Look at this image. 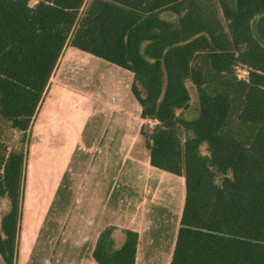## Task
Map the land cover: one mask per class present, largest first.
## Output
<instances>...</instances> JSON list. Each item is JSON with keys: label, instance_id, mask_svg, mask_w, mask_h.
Wrapping results in <instances>:
<instances>
[{"label": "trees", "instance_id": "16d2710c", "mask_svg": "<svg viewBox=\"0 0 264 264\" xmlns=\"http://www.w3.org/2000/svg\"><path fill=\"white\" fill-rule=\"evenodd\" d=\"M263 42L264 0H0V123L29 127L65 44L131 71L141 116L156 121L141 128L150 163L185 178L169 264H264ZM186 80L193 118L176 112L190 105ZM23 183V143L9 151L0 136L3 264H15ZM113 229L94 259L134 264L137 232L116 248Z\"/></svg>", "mask_w": 264, "mask_h": 264}, {"label": "crops", "instance_id": "0c3cea01", "mask_svg": "<svg viewBox=\"0 0 264 264\" xmlns=\"http://www.w3.org/2000/svg\"><path fill=\"white\" fill-rule=\"evenodd\" d=\"M133 73L65 44L21 134L24 183L15 264H98L113 226L138 234L134 264H169L185 200L183 175L150 163Z\"/></svg>", "mask_w": 264, "mask_h": 264}, {"label": "rangeland", "instance_id": "374dc122", "mask_svg": "<svg viewBox=\"0 0 264 264\" xmlns=\"http://www.w3.org/2000/svg\"><path fill=\"white\" fill-rule=\"evenodd\" d=\"M38 0H28V3L30 5H33L37 2ZM160 15L164 18L167 19H174L175 14L172 13L171 11L165 10L160 13ZM255 26V19L252 21V27L254 29ZM264 44V42H263ZM236 73L239 77L245 78L247 75L246 68L242 65H238L236 67ZM186 86L188 88V91L190 93V105L186 109H177V114L181 117L184 118H193L197 115L198 110H199V105H198V97H197V92L194 87V85L189 81L186 80ZM154 125V124H153ZM145 131L151 129L148 126L144 127ZM21 134L18 132L13 131L7 124L5 123H0V136L3 138H6V142L9 146V151H12L16 148L21 147L22 141H21ZM180 138L183 140L185 138V133L181 129L180 130ZM201 150L202 152L206 153V148L205 144L201 145ZM8 209V200L5 197L0 198V211L4 212L5 210ZM0 264H3L1 258H0Z\"/></svg>", "mask_w": 264, "mask_h": 264}]
</instances>
